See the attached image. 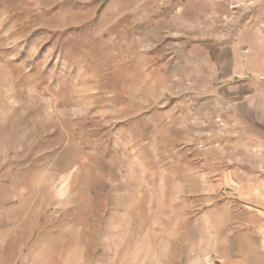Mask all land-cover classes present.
Instances as JSON below:
<instances>
[{
  "label": "rangeland",
  "instance_id": "374dc122",
  "mask_svg": "<svg viewBox=\"0 0 264 264\" xmlns=\"http://www.w3.org/2000/svg\"><path fill=\"white\" fill-rule=\"evenodd\" d=\"M0 264H264V0H0Z\"/></svg>",
  "mask_w": 264,
  "mask_h": 264
},
{
  "label": "crops",
  "instance_id": "0c3cea01",
  "mask_svg": "<svg viewBox=\"0 0 264 264\" xmlns=\"http://www.w3.org/2000/svg\"><path fill=\"white\" fill-rule=\"evenodd\" d=\"M225 56H226V51H225V49H222L221 51L218 52V59H219L220 61H222V60L225 58Z\"/></svg>",
  "mask_w": 264,
  "mask_h": 264
}]
</instances>
